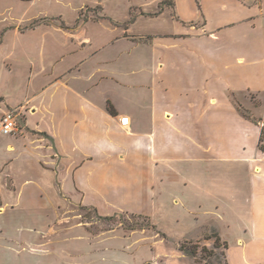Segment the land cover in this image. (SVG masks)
<instances>
[{
	"label": "crops",
	"instance_id": "obj_1",
	"mask_svg": "<svg viewBox=\"0 0 264 264\" xmlns=\"http://www.w3.org/2000/svg\"><path fill=\"white\" fill-rule=\"evenodd\" d=\"M162 1L154 10L135 8L140 9L135 17L147 24L169 17L171 31L137 34L109 24L101 35L89 29L85 40L63 41L72 48L68 51L42 56L54 66L62 54L75 52L72 61L44 72L41 80L34 78L38 72L30 73L28 138L2 143L0 153L6 152L8 161L0 176L5 186L16 188L13 167L23 164L26 154L31 168L46 161L57 168L42 166L47 182L58 184L72 203L101 217L146 215L164 194L156 189L157 169L175 180L180 172L204 173L210 162H234L247 179L239 178L238 189L253 208L235 257L264 264L259 254L264 253V0ZM108 40L109 47L127 42L118 58L109 60V50H90ZM5 41L0 39V50ZM119 58L127 65L116 72L110 66ZM11 59L9 54L5 64ZM28 62L34 68L33 59ZM8 99L3 112L18 106ZM125 117L127 127L121 125ZM92 226L76 227L74 260L53 263L41 256L29 264H187L178 248L153 231L116 227L92 233ZM0 245V264H14L7 259L10 241Z\"/></svg>",
	"mask_w": 264,
	"mask_h": 264
},
{
	"label": "rangeland",
	"instance_id": "obj_2",
	"mask_svg": "<svg viewBox=\"0 0 264 264\" xmlns=\"http://www.w3.org/2000/svg\"><path fill=\"white\" fill-rule=\"evenodd\" d=\"M162 2L158 3V0H0V39L2 42L6 39L3 49L0 50V114L4 110L5 96H7L10 102H18V106L14 108L19 110L25 127V130L16 137L0 136V146L11 138L21 139L28 135L27 117L32 112L28 96L31 94L29 93V82L32 79L30 73H33V70L41 72L34 75V78L39 76L37 79L41 80L44 78L42 77L44 72L51 71L52 68L62 69L63 61H72L75 52L62 54L54 66L48 58L42 60L43 55L57 56L68 51L72 48L65 47L63 41L73 43L85 40L89 29L96 35H101L105 32L101 27H109V24L121 31L127 27L137 34L171 31L169 17L162 18L161 24L155 19L150 24L137 18L133 20L134 16L140 13V9L135 8L154 10ZM112 22L115 24L112 25ZM14 30H17V33ZM4 31H8V34L6 35L7 32ZM21 31L23 34L19 35ZM112 35V30L109 28V37ZM138 39L135 41H139ZM85 43L87 47L91 45L89 41ZM126 43L120 40L109 47L108 40L103 46L92 44L90 50L97 54L109 50L110 60L119 57L121 51L126 49ZM132 46L130 44L128 48ZM9 54L12 59L7 60L5 64ZM123 56L124 59L128 55ZM121 58L110 68H114L116 72L126 69L127 64ZM29 59H33L34 68L29 65ZM91 66L94 68L95 64L90 65L88 69ZM74 68L75 65L71 69ZM96 82L97 77L92 83ZM30 90L32 92L34 89ZM42 103L44 102L39 101V104ZM254 119L258 120L257 117ZM24 144V140L18 142L22 149ZM7 157L6 152L0 153L1 170L8 161ZM26 158L24 154L22 156L24 163L13 167L15 169L12 173L17 179L16 188L13 185L5 186L4 174L0 176V227L3 228L0 232V241L3 242L5 239L10 241L12 257H6L10 261H15L14 264H29L31 259L42 258L41 256L44 258L48 256L49 261L53 263L62 259H65V263L74 260L76 246L73 243V236L78 230L77 226L92 224L89 230L92 233H99L101 230L116 227L129 231L128 227L132 225L147 224L144 220L133 219L123 213L114 219L106 220L100 218L96 210L72 203L69 198L63 196L58 184L47 182L42 166L55 171L57 168H53L47 161L42 166L31 168ZM234 164V162H210L206 164L204 173L180 172L179 177H173L175 180L168 179L165 175L167 173L162 172L160 168L157 169L156 176L159 180L156 181V189L164 194L161 198L158 197L155 207L149 209L151 214L137 215L149 217L152 222L159 225L167 234L166 241L169 245L179 249L181 244L188 241L189 247H192L196 254L189 256L182 252L183 260L187 264H228L227 253L231 248L233 249L232 264H246L241 257H235L238 254L236 247L240 237H247L243 226L251 221L253 208L247 205L244 194H241L242 190L238 189L239 178L242 182L247 181L245 172L236 171L237 166ZM146 230L157 233L153 229ZM217 233L222 240L220 248H215L214 236ZM224 242L228 244V251L222 246ZM259 254L264 257V253Z\"/></svg>",
	"mask_w": 264,
	"mask_h": 264
},
{
	"label": "trees",
	"instance_id": "obj_3",
	"mask_svg": "<svg viewBox=\"0 0 264 264\" xmlns=\"http://www.w3.org/2000/svg\"><path fill=\"white\" fill-rule=\"evenodd\" d=\"M165 3H162V6L164 5ZM136 17L134 16L133 20L135 19ZM135 39H137L135 37ZM134 39V40H135ZM45 137H48L47 134H43ZM260 149L262 151H264V127L262 129V135H261V138H260ZM127 215H130L131 218L133 219H140V220H144L145 222H147V224H142V225H132L130 227H128L129 230H137V229H153L154 231L157 232V234L165 239V240H168V236L167 234L159 227V225H157L156 223L152 222L151 218L149 217H145V216H142V215H137V214H129V213H126ZM117 215L113 216V217H100V218H103V219H106V220H111V219H114ZM215 238V248H220V241L221 238H220V235L217 233L215 234L214 236ZM190 243L188 241H185L183 244L180 245L179 247V250L183 253H185L186 255H189V256H194L196 254V251L192 248V247H189ZM226 249H228V244L226 242L223 243V245ZM228 261V260H227ZM229 264V263H228Z\"/></svg>",
	"mask_w": 264,
	"mask_h": 264
},
{
	"label": "built area",
	"instance_id": "obj_4",
	"mask_svg": "<svg viewBox=\"0 0 264 264\" xmlns=\"http://www.w3.org/2000/svg\"><path fill=\"white\" fill-rule=\"evenodd\" d=\"M129 123L130 119L128 117L121 119V125L124 127L129 126ZM24 130L25 127L18 109H9L0 114V134L16 137V135L22 133Z\"/></svg>",
	"mask_w": 264,
	"mask_h": 264
}]
</instances>
